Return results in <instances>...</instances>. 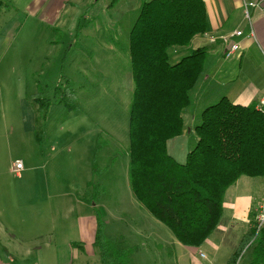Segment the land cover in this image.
<instances>
[{
	"label": "rangeland",
	"instance_id": "374dc122",
	"mask_svg": "<svg viewBox=\"0 0 264 264\" xmlns=\"http://www.w3.org/2000/svg\"><path fill=\"white\" fill-rule=\"evenodd\" d=\"M145 1L56 0L42 18L35 0H0V264H102L100 247L79 246L86 218L100 208L106 237L125 251L123 264H192L190 255L180 260L172 244L147 232L157 219L130 188L135 86L129 42ZM209 58L206 71L217 72V84H200L192 93L194 115L208 99L207 106L229 95L225 68ZM69 86L74 111L62 106ZM37 94L48 99V108L37 110ZM189 118L192 133L170 144L180 162L197 144L195 116ZM17 160L24 164L21 175L13 171ZM159 227L172 234L160 221ZM234 249L225 244L216 264ZM252 249L237 264H251Z\"/></svg>",
	"mask_w": 264,
	"mask_h": 264
},
{
	"label": "trees",
	"instance_id": "16d2710c",
	"mask_svg": "<svg viewBox=\"0 0 264 264\" xmlns=\"http://www.w3.org/2000/svg\"><path fill=\"white\" fill-rule=\"evenodd\" d=\"M137 15L129 42L135 86L128 134L130 188L179 242L201 248L222 223L226 191L242 176L264 177V105H243L222 96L202 111L197 144L185 162L178 161L168 142L183 134V113L206 76L209 49L194 48L174 63L170 51L190 48L197 36L206 34V4L146 0ZM69 87L62 106L74 111L76 94ZM32 99L37 110L50 106L40 94ZM102 213L101 208L96 212L93 247H100L102 264H123L125 251L106 237ZM252 247L251 264H263L264 227L257 231L256 221L224 264H237Z\"/></svg>",
	"mask_w": 264,
	"mask_h": 264
},
{
	"label": "crops",
	"instance_id": "0c3cea01",
	"mask_svg": "<svg viewBox=\"0 0 264 264\" xmlns=\"http://www.w3.org/2000/svg\"><path fill=\"white\" fill-rule=\"evenodd\" d=\"M55 1L35 0L36 12L42 18L49 16ZM63 1L67 2V0ZM204 1L207 11L208 31L206 34L197 36L193 40L191 47L186 50L191 51L200 46L208 47L210 56L208 58H215L221 70L225 68V79H229L228 83L226 82L227 87H229V95L226 96L230 100L243 105L251 104L254 101L258 105H264V0ZM237 30H242L243 34L241 36L233 35ZM212 38H214V41H212ZM233 42L240 44V51L234 57L223 59V57H226V50ZM184 53L185 50L179 49L174 51L172 56L178 60ZM220 56L223 61H220ZM237 67L240 70H237ZM216 73L214 72L211 75L206 71V76L200 84H217L214 79ZM207 103H209V99ZM206 104H204L200 113L207 107ZM194 110L187 109L185 110L187 113L184 111L183 134L168 142L169 152L171 151V142L174 141V143L178 144L185 142V134L192 133L191 126L193 125L190 122L189 113L195 116V127L198 125L200 116L199 114L194 115L192 113ZM197 140L198 138L196 142ZM181 146L185 152L186 143H183ZM170 153L172 154V152ZM176 153H179V150H176ZM177 155L176 159H178ZM258 178L260 177L242 176L226 191L223 203L222 223L201 248L187 247L179 242L173 233H164L163 229L159 227L158 220L152 221L151 219V226L147 229V232L151 230L153 233H156L159 239L172 244L175 250L174 253L177 254L180 260L184 259L186 255H190L192 264H205L202 258L209 259L210 263L216 264L217 259L221 260L225 257L221 255L225 244L231 243L236 249L241 237L254 226V221H256L261 210L259 206H262L264 200L262 199L264 197L262 196L264 193V181H259L261 179ZM261 183H263L262 186ZM148 214L153 216L150 212ZM144 216L149 220V215ZM86 220L84 234L87 236L79 241L89 251V249L93 248L95 240L97 228L96 216H88ZM155 228L157 231L154 230ZM161 231L163 235L159 234Z\"/></svg>",
	"mask_w": 264,
	"mask_h": 264
},
{
	"label": "built area",
	"instance_id": "2783aa9c",
	"mask_svg": "<svg viewBox=\"0 0 264 264\" xmlns=\"http://www.w3.org/2000/svg\"><path fill=\"white\" fill-rule=\"evenodd\" d=\"M243 34L242 30H237L233 33V35L241 36ZM212 41H214V38H212ZM240 51V44L237 42H233L228 49L226 50L225 56L226 58H231L236 56V54ZM24 170V164L20 160L15 161L14 166H13V171L21 175L22 171ZM264 227V206H261V210L257 216V224H256V229L259 231L261 228Z\"/></svg>",
	"mask_w": 264,
	"mask_h": 264
}]
</instances>
